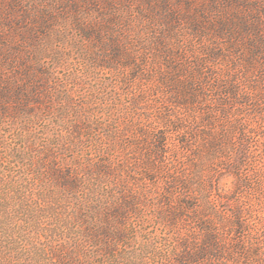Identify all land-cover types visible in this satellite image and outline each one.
I'll return each instance as SVG.
<instances>
[{"label":"rangeland","instance_id":"1","mask_svg":"<svg viewBox=\"0 0 264 264\" xmlns=\"http://www.w3.org/2000/svg\"><path fill=\"white\" fill-rule=\"evenodd\" d=\"M113 8L118 22L111 31L120 30V35L128 40L130 52L140 61L141 80L129 79V67H100L103 62L98 63L95 58L107 53L103 45L96 40H84L75 26L104 22ZM147 30L153 38L165 42L168 56L154 47L143 49L142 45L150 39L145 35ZM102 37L108 36L104 33ZM252 51H258L256 57ZM23 58L34 67L32 75L43 73L42 79L32 81L46 84L48 98L41 110H35L34 119L0 117V264H54L50 252L62 257L73 249V240L77 238L78 256L72 264H180L178 255L189 249L177 244L184 234L199 239L196 223L187 216L168 226L159 217L164 209L176 207L179 197H165L164 172L169 177L182 175L189 154L181 153L176 166L171 164L169 153L177 134L157 118L173 115L174 120L184 121V131L191 135L189 146L195 149L201 144L200 135L207 131V126L200 122L201 110L212 109L214 102L224 103L230 117L244 125L247 150L241 159L242 171L246 181L258 184L260 194L242 189L234 201L213 203L220 212L246 211L242 221L248 230L232 239L246 241L248 231L254 234L259 228L260 219H264V155L260 154L264 146V0H0V78L15 84L25 82V71L18 63ZM196 65L201 67L203 77L196 88L204 92L208 102L198 112L172 107L168 98ZM228 85L236 89L235 98L225 97L223 91ZM115 90L121 93V100L109 115L102 109L108 93ZM140 91L144 95L141 109L128 111L129 98ZM65 94L70 101H64ZM91 101L95 103L93 119L102 125L110 124L105 133L96 128L88 137L70 138L67 146L50 148L51 143H57L52 141L53 136L63 133L51 128L57 124L60 113L69 105L85 107ZM214 115L211 116L218 118ZM130 120L139 129L165 137L166 168L154 174L152 182L144 179L134 162L141 158L138 149L128 146L136 133L128 128ZM116 130L120 139L113 144L117 152L110 156L118 165L128 167L130 177L122 175L125 186L129 194H144L140 200L143 205L137 209V215L128 213L123 221L121 241L106 239L103 247L86 245L79 239L82 224L75 210L93 225L102 223L103 210L99 208L103 205V190L94 186L93 192L87 193V183L82 184L81 180L73 200L66 202L63 193L46 179L32 180L28 161L31 158L35 165L52 162L61 169H70L87 157L99 159L103 146L113 143L105 135ZM252 131H259L263 137ZM237 156L235 153L232 160H222V164L236 161ZM219 170L216 168L213 176L209 174L212 200L216 197L215 188L228 192L233 187L234 179ZM255 239L262 240L259 235ZM188 245L198 244L191 241ZM238 264L247 263L241 260Z\"/></svg>","mask_w":264,"mask_h":264},{"label":"trees","instance_id":"2","mask_svg":"<svg viewBox=\"0 0 264 264\" xmlns=\"http://www.w3.org/2000/svg\"><path fill=\"white\" fill-rule=\"evenodd\" d=\"M114 10L115 8L111 9L110 14L105 17L107 22L104 19V22L100 21L92 26H84L77 23L75 26L84 40H96L97 43L103 45V49L107 53L103 54V56L98 55L95 58L98 63L100 60L103 62L99 65L100 67L108 70H119L129 67L132 70V75H127L129 79L141 80L143 78L140 79L139 74L140 61L130 52L127 44L128 40L120 35V30L115 31V33L111 31L112 26L118 22L116 10ZM104 33L107 34V39H102V34L104 36ZM150 34V30H147L145 35L148 39L150 37V39L142 45L143 49L148 48L150 50L154 47V50H159L165 54L164 56H168L165 42L153 38L152 34L151 36ZM139 46H141V43ZM252 52L253 56L256 57L258 51ZM18 63L25 71V82L15 84L0 78V117H23L25 120H31L36 117L35 110H41L44 107L48 98L46 96L47 88L46 84H39L37 81L33 83V79H42L44 75H42L43 73L32 75L35 69L30 66L31 63L29 64L27 59H20ZM248 64L252 68L250 62ZM201 71V67L196 65L192 71L187 72V79L179 82L178 88L174 89L170 99L168 98L167 100L172 107L198 112L201 109L200 107L206 105L208 101H206L204 92L202 93L200 89L196 88L203 81ZM144 80L149 81L148 78ZM124 81H128V79ZM162 81L164 79H161ZM141 93L142 91L131 95L127 103L128 111L136 112L141 109L144 103V95ZM223 93L225 97L230 99L235 98L237 94L236 89L229 85L224 87ZM108 95L109 98L105 101L106 104L103 105L102 110L110 115L109 112L112 111V108L116 107L120 102L121 93L115 90L114 93L109 92ZM63 97L64 101L69 100L67 94L63 95ZM94 104L91 101L85 107L84 105L67 106L57 118V124L51 127L54 131H59L60 133L63 131V133H56L53 136L52 141L57 143H51L50 148L57 149L59 145L60 147L67 146L66 144L71 143L69 141L71 140L70 138L78 139L83 135L88 137L96 128L103 129L105 133L110 124L109 126L102 125L98 120L93 119L95 116ZM211 105L213 106L212 109L201 110V116L203 117L200 116V122L202 121L207 126V131L202 136L200 135V138H202L201 144L198 143L199 145L197 144L195 149H191L189 146L188 138L191 135L189 131H184L187 128L184 126V121L177 118L174 120L172 118L173 115H159V119L157 118V120L167 123L168 127L177 134L176 144L173 145L169 153L171 164L176 166L178 163L177 159H179L181 153L188 152L189 154V157H186L184 161L183 170L185 171L182 175L169 177V174L164 172L167 177L165 178L167 182L164 190L165 197L168 196L169 198L170 195L174 194L179 197L176 207L164 209L159 218L168 226L176 225L180 219L183 220L187 216L189 220L196 223L195 229L200 233L199 239L194 240L193 234L190 236L181 234L184 238L181 236L178 244L176 243L180 247L185 248L187 246L189 249V251L178 255L177 262L180 264H238L241 260H244L247 264H264V219H260L259 228H255L254 234L250 233V230L248 231L249 236L247 235L246 241L234 240L232 239L233 236L236 234L244 235L248 230L247 225L242 221L246 211L237 209L232 212H220L214 205L215 203H213H219L222 200L234 201L236 194L242 189L249 190L254 195H259L260 192L257 188L258 184L246 181V174L242 171L243 160L241 159L245 158L247 150L244 139V125L236 118L230 117L231 114L226 111L224 103L214 102ZM204 113L209 116L204 117ZM212 114H215L214 116L218 115V118L212 117ZM132 121L130 120L127 125L128 128L135 129L136 133L128 146L138 149L141 158H137L134 162L142 170L141 175H143L144 179L152 182L155 178L154 174L162 173L166 168L164 163L165 155L167 154L165 137L156 132L139 129L138 125H134V121L133 123ZM181 131L182 133H180ZM252 133L263 137L259 131H252ZM119 134L116 130V132L109 131L105 135V139L109 140L111 138L113 143L109 142L108 145L103 146L102 153H98L99 159L94 160L92 157H87L83 162L73 165V168L70 169H61L53 165L52 162L50 163L52 165L49 164V166L44 164L43 161H41L42 164L35 165L30 160L31 158L28 161V174L33 176L32 180L40 181L41 178L46 179L48 183L63 193L66 202L67 200H73V196L81 188V180L82 184L87 183L85 185L87 193L93 192L91 187L94 186L96 190H103V205L99 208L103 210L102 223L93 225L85 220L86 217L81 215L79 210H75L76 218L82 224V228H80L82 237L80 234L79 239L86 245L94 246L98 244L103 247V244L106 243L103 241L106 239L121 241L123 232L120 227L124 224L123 221L127 219L128 213L137 215V209H140V206L143 205L140 200L144 194L140 191H132L129 194L130 192L127 191L125 186L122 175L127 174L126 176L130 177L128 167L118 165L114 158L110 156L111 153L117 152L113 144L120 139ZM61 142L62 144H60ZM95 149L96 147H93V150ZM47 152L49 153L50 151L48 150ZM235 153H238L236 161L222 164V160H232ZM260 154L264 155V146L260 149ZM117 158L120 160V156ZM203 168L207 172L205 176ZM216 168H220L219 171L224 172V175L231 176L234 182L232 189L228 192L220 191L221 189L218 187L215 188L216 197L215 200H212V177L209 174L211 173L210 175L213 176ZM148 174L152 175L149 176ZM83 189L85 188L83 187ZM250 209L252 210L253 207H250ZM183 212H188V215H184ZM257 235L262 238L260 242L255 239ZM73 241V249L70 252H66L62 257L57 252H50V261L53 260L54 264L74 263L76 256H78L75 243L78 238ZM191 241L198 245L188 247Z\"/></svg>","mask_w":264,"mask_h":264}]
</instances>
